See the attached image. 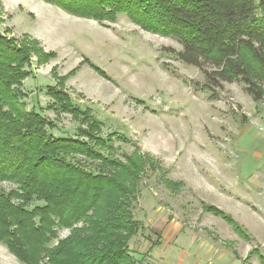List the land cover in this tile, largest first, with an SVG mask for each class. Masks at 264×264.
Instances as JSON below:
<instances>
[{
    "label": "rangeland",
    "instance_id": "rangeland-1",
    "mask_svg": "<svg viewBox=\"0 0 264 264\" xmlns=\"http://www.w3.org/2000/svg\"><path fill=\"white\" fill-rule=\"evenodd\" d=\"M0 33L56 53L37 69L33 57L22 86L26 109L52 123V136L76 138L77 129L69 115L46 109L47 88L57 81L52 69L58 77L77 69L63 89L101 122V137L119 134L158 163L142 176L134 204L144 227L129 242L137 264H260L253 249L264 256V100L254 102L240 83H223L209 99L199 70L163 51H180L176 40L141 31L125 16L102 26L41 0H0ZM112 145L116 157L133 150ZM201 204L231 216L249 241ZM0 264L21 263L0 243Z\"/></svg>",
    "mask_w": 264,
    "mask_h": 264
},
{
    "label": "trees",
    "instance_id": "trees-1",
    "mask_svg": "<svg viewBox=\"0 0 264 264\" xmlns=\"http://www.w3.org/2000/svg\"><path fill=\"white\" fill-rule=\"evenodd\" d=\"M41 1L102 26L125 16L141 31L176 40L180 51H163L199 70L205 80L200 88L211 100L223 83H240L254 102L264 100V0ZM39 46L0 33V184L15 186L9 192L0 188V243L21 264H137L129 242L144 227L134 219V204L142 176L158 163L119 134L101 137V122L63 89L77 69L64 77L52 69L57 81L47 88L46 109L69 115L77 125L76 138L52 136V123L23 101L32 58L36 69L56 58ZM114 141L133 150L116 157ZM164 183L171 190L180 187ZM201 206L249 241L231 216ZM63 230L68 235L60 239ZM253 252L264 264V256Z\"/></svg>",
    "mask_w": 264,
    "mask_h": 264
}]
</instances>
